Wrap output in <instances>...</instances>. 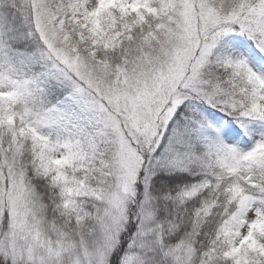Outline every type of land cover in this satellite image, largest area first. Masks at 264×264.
Instances as JSON below:
<instances>
[{
	"label": "snow or ice",
	"instance_id": "6c2138e0",
	"mask_svg": "<svg viewBox=\"0 0 264 264\" xmlns=\"http://www.w3.org/2000/svg\"><path fill=\"white\" fill-rule=\"evenodd\" d=\"M0 264H264V0H0Z\"/></svg>",
	"mask_w": 264,
	"mask_h": 264
}]
</instances>
